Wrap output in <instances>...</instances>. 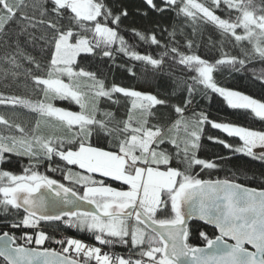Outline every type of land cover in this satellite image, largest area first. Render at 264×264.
<instances>
[{
    "label": "snow or ice",
    "instance_id": "1",
    "mask_svg": "<svg viewBox=\"0 0 264 264\" xmlns=\"http://www.w3.org/2000/svg\"><path fill=\"white\" fill-rule=\"evenodd\" d=\"M136 13L152 27H122L117 0H0V82L25 89L0 91V264H264V171L260 187L214 177L236 155L264 164V93L217 79L251 72L264 89V0H139ZM161 76L171 92L151 90ZM212 94L246 122L198 109ZM13 158L19 172L3 167Z\"/></svg>",
    "mask_w": 264,
    "mask_h": 264
},
{
    "label": "trees",
    "instance_id": "2",
    "mask_svg": "<svg viewBox=\"0 0 264 264\" xmlns=\"http://www.w3.org/2000/svg\"><path fill=\"white\" fill-rule=\"evenodd\" d=\"M111 2V0H109ZM117 2H122L124 5H126L129 9V17L124 21L125 26H132L137 27L140 29L144 28H150L152 27V24L147 19L141 18L136 13V6L139 3V0H117ZM175 22V18L168 20L167 22L163 23L162 26H168L169 24ZM126 35V38L130 39V42L135 43V41H131V34L128 32L124 33ZM139 49L141 51L144 50H154V49H148L147 45H138ZM201 54L207 55L206 50H201ZM126 59V58H125ZM122 59L117 60V64L122 63ZM86 65L90 64L93 70H96V68H100V70L107 75L109 80L115 79L116 82H123V83H129V84H135L138 87L142 86L147 89L148 85L144 83L142 80H133L128 78L127 72L123 68H119L116 65L112 64L111 61L107 65H97L95 61H85ZM261 66L259 64H256V68L259 69ZM142 69L137 67L136 71L139 73ZM174 75H179L178 70H174ZM217 79L229 86L233 87L237 90L246 92L248 94L260 96L262 93H264V89L261 88L258 81H255L252 78L251 72H230L229 70L225 69L223 72L217 74ZM149 82L151 83L152 91H172V80L169 79L167 76H161L158 79H151L149 78ZM0 91H16L20 94H23L25 89L23 85H20L19 87L13 86L12 88H5L4 83L0 82ZM63 106H67L66 102H59ZM196 106L198 109H203L210 113L212 118L215 119H222V120H237L241 123H245V117L238 111L229 109L226 105V102L223 101V99L215 94H212L210 96H197L196 98ZM74 109L76 108L75 105L72 106ZM2 110V109H0ZM248 123H251V121H247ZM255 127H260V122H255ZM45 131H47L45 129ZM209 134H212L215 132V130L208 129ZM205 143V149L206 152L211 154L214 152H225L226 150L221 149L219 146L212 145L210 142H208L206 139L204 141ZM3 167L10 169L14 172L20 171V164L16 161L15 158L12 159L11 163H6ZM43 171V169H41ZM264 171V164H261L259 161L252 160L248 157L236 155L234 156L230 161H228L224 169L219 171L218 173L214 174L219 175L220 177H224L225 175H228L230 173H235L239 176V182L246 184L247 186L251 187H260L261 186V180H260V173ZM255 175L256 179L252 180L249 179V177ZM5 222V218L2 212H0V225H2ZM202 225L201 230L207 231L210 236H214L216 234L215 230L207 225H203L201 222H197ZM48 231L50 234L55 235L58 232H64L68 236H72L75 238H80L88 243H94V241L90 238V235L86 232H80L76 229H68L63 224H60L57 226V224H53L48 228ZM19 235V233H17ZM194 243L198 245H203V242L199 239H196ZM50 246V245H49ZM116 252H123L124 249H121L117 247L114 249ZM1 259V258H0Z\"/></svg>",
    "mask_w": 264,
    "mask_h": 264
},
{
    "label": "built area",
    "instance_id": "3",
    "mask_svg": "<svg viewBox=\"0 0 264 264\" xmlns=\"http://www.w3.org/2000/svg\"><path fill=\"white\" fill-rule=\"evenodd\" d=\"M56 236H57V238H59V237H61V236H68L66 233H64V232H58L57 234H56ZM51 247H53V248H56V249H59V245H56V244H51ZM107 250V249H106Z\"/></svg>",
    "mask_w": 264,
    "mask_h": 264
},
{
    "label": "water",
    "instance_id": "4",
    "mask_svg": "<svg viewBox=\"0 0 264 264\" xmlns=\"http://www.w3.org/2000/svg\"><path fill=\"white\" fill-rule=\"evenodd\" d=\"M85 207H89V206H87V205H85ZM199 222V221H198ZM202 223V222H201ZM207 226H209V227H211V228H213L214 229V227L213 226H211V225H207ZM215 230V229H214ZM215 232H216V230H215ZM216 234H218L217 232H216ZM200 246H202V245H200ZM2 259V258H1Z\"/></svg>",
    "mask_w": 264,
    "mask_h": 264
},
{
    "label": "rangeland",
    "instance_id": "5",
    "mask_svg": "<svg viewBox=\"0 0 264 264\" xmlns=\"http://www.w3.org/2000/svg\"><path fill=\"white\" fill-rule=\"evenodd\" d=\"M257 151H259V150H257Z\"/></svg>",
    "mask_w": 264,
    "mask_h": 264
}]
</instances>
